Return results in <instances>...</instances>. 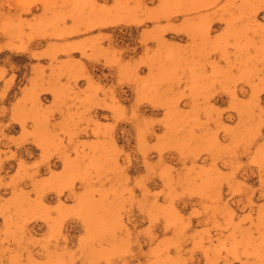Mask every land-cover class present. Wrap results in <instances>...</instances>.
<instances>
[{
    "label": "rangeland",
    "instance_id": "374dc122",
    "mask_svg": "<svg viewBox=\"0 0 264 264\" xmlns=\"http://www.w3.org/2000/svg\"><path fill=\"white\" fill-rule=\"evenodd\" d=\"M0 264H264V0H0Z\"/></svg>",
    "mask_w": 264,
    "mask_h": 264
}]
</instances>
